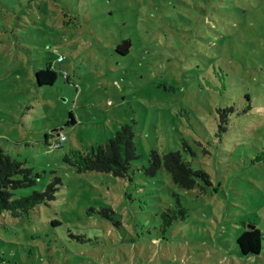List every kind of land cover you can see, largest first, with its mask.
<instances>
[{"label":"rangeland","instance_id":"rangeland-1","mask_svg":"<svg viewBox=\"0 0 264 264\" xmlns=\"http://www.w3.org/2000/svg\"><path fill=\"white\" fill-rule=\"evenodd\" d=\"M232 1L0 0V144L41 172L16 195L62 179L47 204L0 213V264H264V247L243 255L236 242L251 223L264 235V0H235L246 15L235 24ZM122 38L131 40L124 55ZM50 60L59 76L38 87ZM220 108L229 124L218 134ZM122 122L137 143L133 181L63 161ZM53 129L66 136L60 148L46 142ZM152 148L180 149L213 184L185 189L164 169L145 175ZM175 194L187 213L165 227ZM102 206L121 224L88 212Z\"/></svg>","mask_w":264,"mask_h":264},{"label":"trees","instance_id":"trees-1","mask_svg":"<svg viewBox=\"0 0 264 264\" xmlns=\"http://www.w3.org/2000/svg\"><path fill=\"white\" fill-rule=\"evenodd\" d=\"M226 7L227 4H223ZM229 6L233 7L229 16L231 23H237L238 17L240 19L245 17L243 14V6H240L232 1ZM174 6L165 4L163 12L169 7ZM218 10V8L216 7ZM247 9H245L246 11ZM219 11V10H218ZM112 13V11H111ZM220 13V12H219ZM164 18L171 20V16L166 12L163 13ZM179 17H182L186 22L193 23L187 14L179 12ZM236 17V20H235ZM230 37V36H229ZM116 41L115 51L119 54H127L129 48L121 52L117 45L123 40ZM126 39V38H125ZM228 45L230 40L225 41ZM131 46V45H130ZM129 46V47H130ZM56 58L57 62L61 61ZM55 61H48L45 68L38 69L35 73L38 87L52 86L56 82L59 71L54 66ZM64 74L68 78V73ZM229 108H220L217 117L218 134H221L226 126L229 124V117L226 113ZM232 109V108H230ZM76 123V118L72 111L69 112V119L67 125ZM60 134L56 129L46 134V142L52 147L60 148L62 142ZM49 136H53V141H49ZM59 143L58 146H55ZM184 146L187 150H191L189 144L184 141ZM139 158L137 152V143L135 141V133L130 122H122L119 127L102 143L91 144L89 147L80 148L76 146L70 147L63 155V161L71 165L78 172L83 171H97L101 173L110 174L114 177L126 178L130 182L134 179V170L132 167L133 161ZM161 169L167 171L173 183L185 189H194L197 187L205 188L213 184L211 176L207 170L202 167H195L192 159L184 155L180 149H170L166 152H160L156 148L149 151L147 164L139 168L145 175L155 176ZM41 176V172L32 166H26L23 161L13 157L0 144V213L11 212L13 215L27 213L29 209L35 207L37 204H47L56 198L59 187L62 184L60 176L54 174L52 179L46 184L42 191L33 190L27 195H16V190L23 187L32 186L37 182ZM129 197V194H127ZM175 206L168 207L162 213V224L167 227L175 221L186 216L187 209L181 205L177 194ZM88 212H96L100 217L111 221L114 225H120L121 219L118 212L111 206H102L99 209L90 208ZM58 223L57 220L53 221ZM79 241L86 242L93 239L86 236L84 233L73 234ZM94 242V241H93ZM237 246L243 255L260 254L264 247L263 231L256 225L251 223L238 236Z\"/></svg>","mask_w":264,"mask_h":264},{"label":"water","instance_id":"water-1","mask_svg":"<svg viewBox=\"0 0 264 264\" xmlns=\"http://www.w3.org/2000/svg\"><path fill=\"white\" fill-rule=\"evenodd\" d=\"M131 45V40L130 39H123L118 45L117 48L119 51L124 52L126 51L129 46Z\"/></svg>","mask_w":264,"mask_h":264},{"label":"built area","instance_id":"built-area-1","mask_svg":"<svg viewBox=\"0 0 264 264\" xmlns=\"http://www.w3.org/2000/svg\"><path fill=\"white\" fill-rule=\"evenodd\" d=\"M63 59V56H59L58 60L61 61ZM66 139V136L64 134H60V140L64 141ZM59 143H56L55 146H58Z\"/></svg>","mask_w":264,"mask_h":264}]
</instances>
